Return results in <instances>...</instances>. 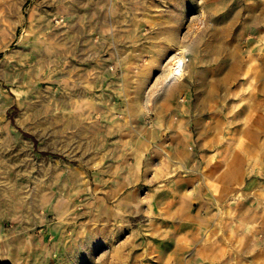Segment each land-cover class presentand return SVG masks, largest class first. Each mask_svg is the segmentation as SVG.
Instances as JSON below:
<instances>
[{
	"label": "rangeland",
	"instance_id": "374dc122",
	"mask_svg": "<svg viewBox=\"0 0 264 264\" xmlns=\"http://www.w3.org/2000/svg\"><path fill=\"white\" fill-rule=\"evenodd\" d=\"M0 264H264V0H0Z\"/></svg>",
	"mask_w": 264,
	"mask_h": 264
},
{
	"label": "crops",
	"instance_id": "0c3cea01",
	"mask_svg": "<svg viewBox=\"0 0 264 264\" xmlns=\"http://www.w3.org/2000/svg\"><path fill=\"white\" fill-rule=\"evenodd\" d=\"M169 91H163V93H168ZM167 235L166 233H164V236L158 240H156L157 242V245H158V251L159 253H190V251L188 250L187 252L185 251H182L180 252L179 250V247H178V244L175 242V241H167ZM171 239V238H169ZM133 246V244L130 243H127V241L122 244L121 246L118 247V249L120 248H126L127 251H126V256L130 257V258H134L138 253V252H134L133 249H131ZM135 248H140V245L138 244H134ZM148 244H144L142 245V250H143V253H150L149 252V249H148ZM121 253H119L120 255Z\"/></svg>",
	"mask_w": 264,
	"mask_h": 264
}]
</instances>
